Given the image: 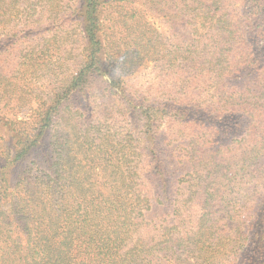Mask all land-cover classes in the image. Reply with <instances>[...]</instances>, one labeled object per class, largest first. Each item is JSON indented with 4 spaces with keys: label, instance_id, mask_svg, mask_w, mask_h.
Listing matches in <instances>:
<instances>
[{
    "label": "trees",
    "instance_id": "16d2710c",
    "mask_svg": "<svg viewBox=\"0 0 264 264\" xmlns=\"http://www.w3.org/2000/svg\"><path fill=\"white\" fill-rule=\"evenodd\" d=\"M0 162V264H264V0H0Z\"/></svg>",
    "mask_w": 264,
    "mask_h": 264
},
{
    "label": "rangeland",
    "instance_id": "374dc122",
    "mask_svg": "<svg viewBox=\"0 0 264 264\" xmlns=\"http://www.w3.org/2000/svg\"><path fill=\"white\" fill-rule=\"evenodd\" d=\"M146 19L150 22L151 25L158 28L160 31H165L166 26L164 20H162L160 17L154 15L153 12L147 11ZM167 32V30L165 31ZM67 66L71 68V63L66 62ZM155 65L153 61L145 60L141 64H139L136 67H132L126 72L123 73L122 78L125 80V82H131L133 86H136L138 84L143 86V82H147L149 80H152L154 82L156 80V77L154 75ZM123 72V71H122ZM138 82V84H137ZM101 83L94 84L92 87V90L98 91V87H100ZM139 87V85H138ZM91 90V91H92ZM80 97V98H79ZM76 96L77 99H83L84 97L82 95ZM115 98L111 97L107 99L108 103L113 101ZM134 123H136L137 128H135V131L139 133V131L142 129L143 121L135 118ZM134 127V126H133ZM6 130L4 129V132ZM155 141L152 142V138L148 137L147 141L142 142V153H143V160L144 163L142 165L143 170H145L146 177L151 185L154 187V191L156 193H159L163 190V185L165 182L166 175H163L165 173V167L169 166L170 160H175L173 158V155H171L170 152L167 150L166 142L168 140L165 139L164 134L162 132H156L155 133ZM158 140V141H157ZM7 143V146L10 147L9 144H12V141L9 140V143ZM40 152L41 155H37L36 153ZM51 149L50 148H42L41 150H36L35 153H32V157L27 161L24 162V164L28 163H37L42 168L46 167L51 162ZM169 155V156H168ZM169 158V159H168ZM169 160V161H168ZM171 162V161H170ZM33 163V164H34ZM2 163L0 162V167ZM176 175L179 176L180 169H175ZM11 174V173H10ZM11 177L13 178V175L11 174ZM12 180V179H11ZM167 181V180H166ZM174 182L173 180H171ZM162 198L163 204H168L172 201L171 196H160ZM161 206V205H160Z\"/></svg>",
    "mask_w": 264,
    "mask_h": 264
}]
</instances>
